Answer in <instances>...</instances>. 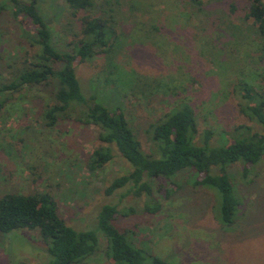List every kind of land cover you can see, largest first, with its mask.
Returning a JSON list of instances; mask_svg holds the SVG:
<instances>
[{
	"label": "rangeland",
	"instance_id": "1",
	"mask_svg": "<svg viewBox=\"0 0 264 264\" xmlns=\"http://www.w3.org/2000/svg\"><path fill=\"white\" fill-rule=\"evenodd\" d=\"M247 5L248 0H93L92 8L77 17L107 19L116 38L107 53L76 66L83 95L109 109L120 108L141 150L153 157L150 126L181 103L194 112L198 144L206 131L212 133L211 147L229 145L239 126L260 131L241 112L246 102L238 86L247 83L264 92V39L245 18ZM38 8L52 45L71 52L79 22L65 0H39ZM31 44L24 20L3 10L0 74L9 76L10 67L15 71L28 59L35 51ZM55 90L51 82L12 94L0 113V195L52 194L68 226L97 233L96 252L80 264H114L98 231L104 205L120 212L112 224L131 233L129 243L168 264H264V159L245 167V175L240 162L227 168L239 199L230 226L217 218V192L194 186L195 172L183 171L170 182L147 179L151 198L129 194V186L106 195L112 180L132 167L115 146L99 140L97 127L77 121L83 106H74L69 118L54 127L45 126L43 114L54 104ZM100 147H109L113 158L91 171L90 156ZM155 202L159 210L147 212L145 207ZM129 208L133 212L124 215ZM46 249L37 229L0 234V264H48L52 258Z\"/></svg>",
	"mask_w": 264,
	"mask_h": 264
},
{
	"label": "trees",
	"instance_id": "2",
	"mask_svg": "<svg viewBox=\"0 0 264 264\" xmlns=\"http://www.w3.org/2000/svg\"><path fill=\"white\" fill-rule=\"evenodd\" d=\"M3 10L11 11L15 19L24 20V30L35 51L16 69L5 77L0 74V113L7 110L12 94H19L27 88L55 82L54 104L43 114L47 127L61 118H69L74 106H83L77 121L93 125L99 131V140L113 145L132 167V170L110 183L106 195L129 186L128 193L140 197L152 196L147 179H161L170 182L177 174L188 171L194 173L195 187L217 192L219 214L222 226L234 223L239 199L234 183L227 175V168L235 163L245 167L255 165L264 159V92L256 90L247 83L239 84L245 105L241 112L261 126L253 132L251 127L239 126L232 133L234 138L227 146L211 147L210 131L204 132L200 144L196 143L198 134L192 108L179 104L170 114L150 126V135L155 144L154 157L141 150L140 142L128 124L120 108L109 109L95 100L85 97L76 78V66L83 64L95 54L107 53L116 38L113 28L105 18L82 15L93 6V0H65L73 16L79 22V34L71 52H59L51 43L48 24L39 11V0L21 3L19 0H2ZM232 11L235 7L231 5ZM245 18L251 20L258 34L264 39V3L261 0H248ZM68 113V114H67ZM109 147L96 149L89 159V169L98 170L112 160ZM217 169L218 173L212 174ZM216 194V193H215ZM166 190L164 197L169 198ZM217 206V205H216ZM146 211L156 213L160 206L155 202L147 205ZM123 212L127 215L132 208ZM120 212L114 205H104L98 212V231L107 244L106 256L114 264H168L143 248L129 243L128 230L121 231L112 224ZM18 229L38 230L41 241L47 246L46 252L52 260L48 264H80L92 256L98 246V236L94 231L78 232L67 225L59 215L56 198L49 192L29 195L4 193L0 195V234ZM17 264H26L23 262Z\"/></svg>",
	"mask_w": 264,
	"mask_h": 264
}]
</instances>
